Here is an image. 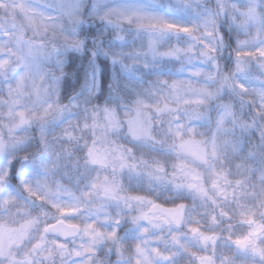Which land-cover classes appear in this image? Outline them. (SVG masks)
<instances>
[{"label": "clouds", "instance_id": "9594fccd", "mask_svg": "<svg viewBox=\"0 0 264 264\" xmlns=\"http://www.w3.org/2000/svg\"><path fill=\"white\" fill-rule=\"evenodd\" d=\"M0 264H264V0H0Z\"/></svg>", "mask_w": 264, "mask_h": 264}]
</instances>
